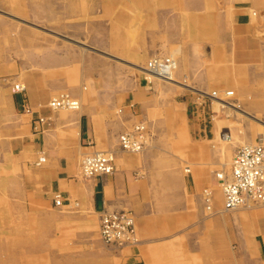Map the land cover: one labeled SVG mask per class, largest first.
<instances>
[{"label": "crops", "instance_id": "crops-1", "mask_svg": "<svg viewBox=\"0 0 264 264\" xmlns=\"http://www.w3.org/2000/svg\"><path fill=\"white\" fill-rule=\"evenodd\" d=\"M120 1L130 4V10H120L114 16L116 11L111 10L108 18H103L115 20L116 25L106 27L109 33L105 36H111L112 41L101 50L107 49L114 58L135 66L132 61L142 62L170 46H180L177 77L189 76L194 84H201L207 76L202 45L210 42L216 58L226 64L221 84L232 87L242 82L239 96H244L243 112L254 118L264 116V102L250 97L264 93L262 0H251L243 6L227 0L228 13L224 15L218 13L221 8L215 0H206L207 10L212 4V13L203 15L195 14L199 0ZM3 3L0 0V9H4ZM14 3L25 2L13 0ZM179 6L184 12L182 17L176 13ZM252 9L259 15L254 16ZM4 17L0 14V189L14 197H39L53 204V197L59 193L63 196L60 207H72L74 200L82 210L99 216L105 209L131 210L137 219L140 243L125 256V264H179L180 258H175L181 256L178 245L183 242L182 233L190 227V222L181 220V200L186 198V191L199 195L210 183L218 186L212 171L197 163L198 144L206 146L200 161L207 164L213 158L207 142L215 137V131L201 118L205 110L194 104L193 96L167 86V92L175 93L171 105L180 109L177 115H170L164 104L158 106L155 95L141 80L136 82L120 73L110 78L96 77L93 74L97 62L72 54L63 44L52 50L28 44L26 39L17 40ZM98 17L101 19L93 16V20ZM190 37L192 40H188ZM108 63L104 64L120 69ZM18 83L25 86L24 93L13 91ZM59 92H70L82 103L80 109L53 111L48 104ZM179 97L185 98L179 101ZM39 118L46 121L40 123ZM140 122L149 128L148 147L141 154L122 151L119 135ZM240 139L253 142L257 135L247 130ZM103 152L113 154L114 173L82 178L81 158ZM42 155L45 164L35 166ZM184 162L194 165L187 169L188 175L181 170ZM197 200L202 202L201 198ZM205 206L223 218L229 212L224 208L222 191H215ZM198 213H204L202 206ZM251 213L260 215L249 240L254 258L246 254L243 239L239 242L237 264H264V206ZM195 223L201 229L209 224L202 220Z\"/></svg>", "mask_w": 264, "mask_h": 264}, {"label": "rangeland", "instance_id": "rangeland-1", "mask_svg": "<svg viewBox=\"0 0 264 264\" xmlns=\"http://www.w3.org/2000/svg\"><path fill=\"white\" fill-rule=\"evenodd\" d=\"M21 1L25 3L13 4V0H4V9H0V14L5 16L4 20L7 28L13 31L11 34H14V38L17 40L20 38L22 41L26 39L28 44L43 45L46 49L52 47V50H55L60 44L68 46L72 54L85 55V58L97 62L96 72L93 74L96 77L110 78L120 73L131 77L133 81L141 80L144 87L155 95L158 106L159 104L161 106L164 104L169 109L170 115H177L180 109L171 105V101L174 102L173 94L175 93L174 91L167 92V86L177 89L180 94L185 93L187 94L186 96L194 97V101H196L194 104L200 106L201 110H205L204 115L201 117L203 122L213 126L215 131V137L207 142V148L212 149L213 158L207 161V164L200 161L199 158H203L206 146L203 143L201 145L198 144L197 163H203L200 164L203 165V168L212 171L218 186L216 187V185L210 183L202 188L199 195L194 192L191 193V191L185 192V195L187 194L186 198L181 200L182 208H184L181 210V220L190 222V227L182 233L183 242L178 245L181 248V256L175 258H180L178 259L180 260L179 264H237L236 256L240 248L239 242L243 239L245 241L246 254L254 258L249 240L253 236V227L259 221L260 215L257 216L256 213L254 215L251 212L264 206V203H253L237 210H231L225 213L223 218L219 213L207 210L206 202L203 200L205 189L211 191L212 198L215 191H222V186L218 183L220 179L217 174H230L231 162L237 149L246 144H255L259 137L264 138V128H261L262 130L259 129L260 126L257 122L258 120L264 121V116L256 115V118H254L247 116L243 112L246 110L242 106L244 96H239V90L244 87V84L239 82L232 87L221 84V80L225 78V70L222 67H226V64L222 65L221 61L216 58V54L213 52L214 46L210 42H205L206 45L205 43L202 45V52L205 51L204 58L206 60L204 65H206L207 69V76L203 83L194 84L193 79L189 76L177 77L182 53L181 47L177 45L170 46L164 52L154 55L169 56L173 59V79L176 82L168 83L157 79H152L151 81L148 79L144 69L147 66V62L154 56H149L142 62L132 61L131 63L136 64L135 67L120 61L119 58H114V56H111L114 53L109 52L107 49L101 50V48L107 47L112 41L111 36H105L109 33L106 31V27L111 24L116 25L115 20H104L103 18H108V13L111 10L116 11L113 16L120 10H130V4L123 5L120 0ZM226 1L215 0L218 7L221 8L218 10L220 15L228 13L225 7L227 6ZM231 1L237 2L236 4L239 6L252 2L251 0H228L227 2ZM198 2L194 8L196 9L195 14L212 13V4H209L210 10H207L206 0H199ZM210 3H212V0ZM262 3L264 7V0H262ZM251 12L254 16L259 15L258 11L254 9ZM176 13H178L179 17L184 14L180 6L177 7ZM169 15L172 16L173 14L169 13ZM93 16H101V19L98 17L97 20H93ZM120 23L122 25L123 22ZM94 27L96 29L95 33ZM113 32L115 33V30ZM25 35L28 36L25 38ZM192 38L190 37L188 40H192ZM194 38L198 39V37ZM188 47H192L191 41L188 43ZM170 52H175V55L173 53L170 54ZM116 55L121 56L120 54ZM175 60L178 63V67ZM105 62H112L108 64H115L120 69L111 68L105 65ZM137 67H140V70L136 69ZM202 68L205 70L204 67ZM78 71L80 72L79 69H77V73ZM196 78L194 77V80ZM183 84H188L193 89L186 90V88L182 87ZM86 87L89 88L90 86L86 85ZM225 91H230L231 94L227 97ZM213 92H217L223 101L226 100L233 106L224 108V106L218 104L219 101L217 102V99L206 98L207 95H211ZM67 93L73 97L70 92ZM59 94L60 92L57 95ZM250 97L259 103L264 102V93L262 92L255 96L250 95ZM73 98L76 99L75 97ZM184 98L179 97L178 100L183 101ZM53 111L67 113L77 110L60 109ZM140 123L144 124L147 129V148L151 135L147 124L144 122ZM247 130L256 134L257 139L253 142L241 141L240 137L244 136ZM143 151L134 154H141ZM86 155L81 158L80 165ZM36 163L35 166L37 167L45 164L42 163L39 166ZM193 166L190 162H184L181 165L183 174L188 175L187 169H192ZM81 177L84 178L82 175ZM188 184L189 186L191 185L189 181ZM200 198L202 201L201 205L197 200ZM72 202V207H60L55 202L54 204L48 203L42 201L39 197H14L10 192L0 189V264H125V256L130 254L133 248L137 249L140 243L137 219L134 212L127 210L134 216L138 242L129 246L108 245L102 241L100 236V216L92 211L82 210L77 201L73 200ZM200 206L203 207V214H197ZM200 220L209 224L201 229L200 225L194 224L195 221L198 222ZM163 264H166V261Z\"/></svg>", "mask_w": 264, "mask_h": 264}, {"label": "built area", "instance_id": "built-area-1", "mask_svg": "<svg viewBox=\"0 0 264 264\" xmlns=\"http://www.w3.org/2000/svg\"><path fill=\"white\" fill-rule=\"evenodd\" d=\"M173 64L174 61L169 56L151 58L148 61L146 72L155 75V78L159 76L167 80L173 71ZM145 79L147 78L145 77ZM13 91L24 93L25 86L21 83L14 84ZM210 97L220 98L217 92L207 95L206 98ZM79 103L67 92H62L54 97L48 105L52 110H78ZM38 121L43 123L46 120L45 118H39ZM147 135L144 124H137L130 131L120 136L119 146L123 151L142 152L148 141ZM45 160L46 158L43 155L40 156L36 165L40 166ZM114 171V157L111 152L86 155L80 165V173L84 178L109 176ZM218 178L222 182L224 208L227 211L239 209L253 203H264V140L259 137L255 144H246L238 148L231 162L230 175L224 179ZM204 199L206 204L211 202L212 193L209 189L204 190ZM54 202L61 206L63 202L62 194L57 193ZM100 236L102 241L108 245H135L138 240L133 214L127 210H103L100 215Z\"/></svg>", "mask_w": 264, "mask_h": 264}, {"label": "bare ground", "instance_id": "bare-ground-1", "mask_svg": "<svg viewBox=\"0 0 264 264\" xmlns=\"http://www.w3.org/2000/svg\"><path fill=\"white\" fill-rule=\"evenodd\" d=\"M256 14V13H255ZM263 34V33H262ZM159 56V55H158ZM158 56H154V57H152V58H155V57H158ZM136 67V66H135ZM136 69H139L140 70V67H137ZM146 69H148V62H147V66H146V68L144 69L145 70V73H146V75H147V77H148V79L149 80H151L152 81V79L153 80H155V79H157V80H164L163 78H160L159 76H156V78H155V75H152V74H147V72H146ZM142 70V69H141ZM144 70H142V71H144ZM149 75V76H148ZM171 76H170V78L169 79H167V80H164V81H167L168 83H172V82H176L174 79H173V71H172V73L170 74ZM163 81V82H164ZM174 84V83H173ZM182 87L183 88H186V89H193L192 87H190L188 84H183L182 85ZM196 91V90H195ZM198 91V90H197ZM199 92V91H198ZM225 94H226V96L228 97L230 94H231V92L230 91H225ZM231 97V96H230ZM215 99V98H214ZM217 102H218V104H220V105H222V106H224V108H230V107H232L233 106V104H231V103H228V102H226V100L225 101H223L222 100V98L220 99V98H218L217 100H216ZM80 104V103H79ZM80 107V106H79ZM77 110V109H76ZM258 120V119H257ZM258 122V124H259V126H260V128L259 129H261V128H264V121H261V120H258L257 121ZM137 125V124H136ZM145 126V125H144ZM134 127V126H133ZM132 127V128H133ZM131 128V129H132ZM146 128V127H145ZM130 129V130H131ZM130 130H128V131H130ZM262 130V129H261ZM260 130V131H261ZM125 133V132H124ZM146 133H147V129H146ZM123 134V133H122ZM121 134V135H122ZM120 135V136H121ZM120 136H119V139H120ZM224 137H225V135H224ZM262 138V137H261ZM263 140H264V138H262ZM120 140H118V142H119ZM148 142V141H147ZM146 146H147V144H146ZM146 146H145V148H146ZM144 148V149H145ZM143 149V150H144ZM122 150V149H121ZM142 150V151H143ZM126 152V151H125ZM45 163V162H44ZM230 172H231V168H230ZM230 175V174H229ZM229 175H224V174H220V173H218L217 174V177H220V178H225V177H227V176H229ZM222 179V180H223ZM219 183H220V185H222V182L221 181H219ZM223 192V191H222ZM235 210H237V209H235ZM228 211H231V210H228Z\"/></svg>", "mask_w": 264, "mask_h": 264}]
</instances>
